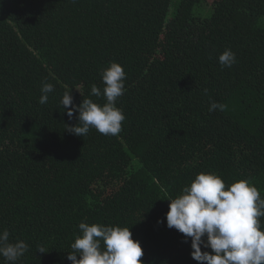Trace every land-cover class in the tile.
<instances>
[{
  "label": "trees",
  "instance_id": "16d2710c",
  "mask_svg": "<svg viewBox=\"0 0 264 264\" xmlns=\"http://www.w3.org/2000/svg\"><path fill=\"white\" fill-rule=\"evenodd\" d=\"M111 63L122 131L70 134L63 94L103 106L91 87ZM200 173L264 199V0H0V232L28 245L15 264H71L82 222L129 228L142 264H197L165 215Z\"/></svg>",
  "mask_w": 264,
  "mask_h": 264
},
{
  "label": "clouds",
  "instance_id": "9594fccd",
  "mask_svg": "<svg viewBox=\"0 0 264 264\" xmlns=\"http://www.w3.org/2000/svg\"><path fill=\"white\" fill-rule=\"evenodd\" d=\"M235 62V54L230 49L219 56V63L224 67H231ZM125 78L122 66L117 63H111L104 70L103 93L95 85L91 87V95L103 94L106 98L103 106L84 99L77 107L73 104L71 89L66 91L60 102L67 109L66 115L71 119L74 112L79 114L78 123L66 126L67 131L82 137L93 127L102 135L117 136L125 116L115 107V102L125 92ZM53 91L52 84L43 83L39 103H47L48 94ZM217 109L223 111L224 105L212 102L209 112ZM167 201L166 226L183 234L185 242L190 238V256L197 264H264V231L260 230L258 220L264 216V199L249 181L241 180L226 188L217 175L200 173L190 186L183 188L182 195ZM78 227L82 236L71 244L72 252L66 257L71 264H142L143 250L132 239L129 228L89 226L83 222ZM9 235L7 230L0 232V255L15 264L28 245L23 241L10 243ZM202 247L211 249V254L202 252ZM38 252L44 254L45 249L40 247Z\"/></svg>",
  "mask_w": 264,
  "mask_h": 264
},
{
  "label": "rangeland",
  "instance_id": "374dc122",
  "mask_svg": "<svg viewBox=\"0 0 264 264\" xmlns=\"http://www.w3.org/2000/svg\"><path fill=\"white\" fill-rule=\"evenodd\" d=\"M208 1H210V0H208Z\"/></svg>",
  "mask_w": 264,
  "mask_h": 264
}]
</instances>
